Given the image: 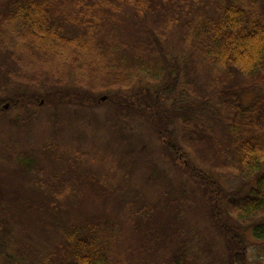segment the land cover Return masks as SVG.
Returning <instances> with one entry per match:
<instances>
[{
    "label": "trees",
    "instance_id": "obj_1",
    "mask_svg": "<svg viewBox=\"0 0 264 264\" xmlns=\"http://www.w3.org/2000/svg\"><path fill=\"white\" fill-rule=\"evenodd\" d=\"M201 1L2 0L0 121L6 104L23 106L30 119L44 102L72 113L105 106L121 142L139 140L123 130L144 123L142 140L150 143V133L157 159L179 174L155 169L129 195L138 219L131 226L87 214L120 188L106 174L79 179L83 155L60 176L68 164L62 145L11 153L15 168L0 166V264H246L251 245L264 260V0H213L211 14ZM171 42L190 59L182 63ZM47 83L68 88L20 90ZM145 159L138 166L146 168ZM182 176L204 191L220 241L190 245L195 205ZM229 177L239 185L231 188ZM68 210L74 213L57 219Z\"/></svg>",
    "mask_w": 264,
    "mask_h": 264
},
{
    "label": "rangeland",
    "instance_id": "obj_2",
    "mask_svg": "<svg viewBox=\"0 0 264 264\" xmlns=\"http://www.w3.org/2000/svg\"><path fill=\"white\" fill-rule=\"evenodd\" d=\"M1 3L2 0H0V5ZM201 4H203L206 12L209 14L216 10L213 0H202ZM170 44L174 47L173 52L177 55L182 63L190 59L191 52H189V50L179 45H174L173 42ZM2 60L3 56L1 57L0 55V63ZM183 68V73L185 74V67ZM199 74V77L196 75V80L198 82L201 81V84H205L206 77H204L200 72ZM191 75L194 77V73ZM137 86V89H139L140 86ZM66 87L67 86L62 83H47L43 88L36 89L21 87L20 90H38L40 92H45L51 89L54 90L53 92H57L66 90ZM250 97H252L251 94L244 95L245 102H247ZM7 105V111L5 114H3V118L0 121V166L7 167V171H9L11 168L14 169L15 166L13 162L20 151L24 149L38 148L45 143H57L60 146L62 145V150L66 155L63 159L68 163L63 164L65 165V168H63V170L61 169V174L59 173L60 176H62L64 172L67 173L68 166L66 165L72 167V163L77 160V157H81L83 155L82 158L78 160L80 162V168L83 170L81 173H79V179H82L84 176L93 173L96 175L106 174L107 177L112 178V181H110L112 186L118 187V189L120 188V190L115 192L116 194L113 197L111 195L110 198L106 200L94 202L96 205L93 203L92 206L88 207L87 214H98L105 212L119 218L126 224H131L132 226L135 223L136 225L138 219H136L133 215L131 216V205L127 203V200H129V195L133 191L141 192L143 189V184L145 183L144 181L147 180L150 175L154 174L155 169L160 171L165 169L170 173L171 176L179 174L177 169L175 170L173 164H171V162L165 157L162 158V155H160L157 159L158 149L154 150L157 146L154 145L156 141L149 132L148 140L150 143L144 142V140H142L140 135L146 131V126L144 123L140 122V124H138L135 120L131 125V128H126L123 130V135H127L124 131H135V133L139 134V140L135 137L136 142L132 145H126L127 142L124 141L121 142L119 137L122 135V133H120V131L117 132L116 130H111L112 123L108 122V118H106L109 109H107L105 106H99L95 109H86L84 111L76 110V112L72 113V109L70 108L71 106L69 105L61 104L46 106L44 102L38 108V111L40 112L39 114H41L40 117L36 119H30L26 113V110L23 109V106L21 107L19 105L17 108L13 109L9 104H6V106ZM59 106L61 107L59 108ZM17 116H21L24 119V122H22V120L19 122L10 121ZM94 116H97V122L90 121L89 118ZM91 123L93 124L91 125ZM83 125H86V127L82 128ZM105 143H112L113 149L107 150L108 146ZM125 151L128 152V156L131 155V159L127 157ZM147 151L154 152L151 158H148L149 155L147 154ZM11 153L16 154L13 161L11 160L13 156ZM134 159H136V161H134ZM139 159H145L147 165L146 168H143L144 166H138ZM131 161H133V168L132 165L126 166L127 162L129 164ZM3 162H5V164H2ZM85 171H88V173ZM1 172L3 173V171ZM182 178L186 183L173 177V179H176L179 182L187 185L189 194L192 196L191 197L189 195V199H191V201L193 199L195 205L191 213L192 216L189 218V224L191 225L194 235L197 237L193 239L192 236V238H190L189 241H192L190 245H193L195 249V246L198 244L196 241L199 240L215 242L220 241L216 231L211 229L208 217L205 215L206 209L203 199L204 191L199 189L195 182L191 181L190 178L183 176ZM128 179H130L131 182L129 188H127ZM165 179L169 180L170 177L165 175ZM226 181H228V185H230L231 188L239 185V182L232 177H229V180ZM135 192L133 194H135ZM149 192L151 193L152 189H149ZM159 194H161L160 191ZM59 206L60 205L58 204V207ZM56 210L60 211L58 209ZM69 213L74 212L71 210L61 212L59 213L57 219L64 220V218L69 217ZM186 220H188V218ZM51 236H54V233H52ZM249 239L252 240L251 235H249ZM220 252H222V249H220ZM244 262L246 264H264V260H258L255 258L252 245L250 246V252L247 254V259Z\"/></svg>",
    "mask_w": 264,
    "mask_h": 264
},
{
    "label": "water",
    "instance_id": "obj_3",
    "mask_svg": "<svg viewBox=\"0 0 264 264\" xmlns=\"http://www.w3.org/2000/svg\"><path fill=\"white\" fill-rule=\"evenodd\" d=\"M102 100L105 101V100H106V97H103ZM7 108H8V105L6 106V109H7Z\"/></svg>",
    "mask_w": 264,
    "mask_h": 264
}]
</instances>
